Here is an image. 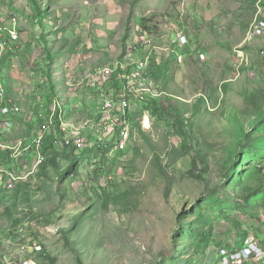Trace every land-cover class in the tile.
Masks as SVG:
<instances>
[{"label":"rangeland","instance_id":"374dc122","mask_svg":"<svg viewBox=\"0 0 264 264\" xmlns=\"http://www.w3.org/2000/svg\"><path fill=\"white\" fill-rule=\"evenodd\" d=\"M13 16L23 47L0 76L23 119L8 142L29 139L57 97L66 122L93 119L107 92L95 74L113 68L122 78L132 70L119 65L151 53L159 73L148 76L150 60L141 77L188 134L133 101L141 127L125 152L96 158L98 177L71 170L68 149L37 172L26 147L4 151L0 264H191L185 255L197 248L206 254L192 264H218L219 249L239 241L235 221L251 225L224 194L237 198L264 177V33L246 43L264 0H0V22ZM178 35L187 56L173 50ZM256 198L264 204V188ZM251 213L264 224V212Z\"/></svg>","mask_w":264,"mask_h":264},{"label":"built area","instance_id":"2783aa9c","mask_svg":"<svg viewBox=\"0 0 264 264\" xmlns=\"http://www.w3.org/2000/svg\"><path fill=\"white\" fill-rule=\"evenodd\" d=\"M19 19L15 16L0 22V65L4 59L9 60L13 54H16L23 46L21 45V32ZM264 33V22L256 21L247 36L246 43H252ZM148 39V38H147ZM142 44V48L151 45L153 40L146 39ZM176 42L172 44L175 47L183 48L187 44L184 36L178 35L175 37ZM151 41V42H150ZM168 51L167 49H165ZM154 53L146 60L134 61L128 60L122 63L121 72L125 73L127 69L132 70V74H125L119 78V74H114L113 68L100 69L95 76H100L99 79L108 82L117 76L120 89L113 92V89L106 92L102 98L101 106L95 110L93 119L83 123L75 124L66 122L64 118L65 108L61 104L60 98L57 97L52 102V109H45L41 112L40 125L35 127L31 132L29 139L19 141L14 144L8 142L11 138L14 121L23 119L20 107L13 103L8 97L4 82L0 76V151L14 152L18 148L24 146L27 151L35 155L32 171L37 172L39 168L50 159L53 152H62L63 149H75L78 154L84 150L95 151L96 148L113 149L117 152H125L128 143L132 139L133 123L130 119L131 105L128 99H133L137 102L145 100H153L159 97L158 92L153 90L147 79H143L141 74H144V69L148 66L150 60L154 59ZM155 55V54H154ZM182 62V57L178 58ZM5 61V60H4ZM118 71V70H117ZM148 78L147 74H144ZM57 116V121L55 117ZM46 141H49L48 149L44 147ZM57 160H59L57 158ZM81 161V159H80ZM97 159L94 157L83 158L78 169L89 168L94 173ZM3 170L0 168V176ZM7 174L8 181L3 186L6 190L12 188L14 177L12 174ZM1 182V178H0ZM247 215L248 227L244 225L245 230L251 235L244 239L240 244V240L232 246H223L219 249L217 258L218 264H264V224L257 221V216L254 213ZM261 215L258 214V218ZM248 221H246L248 223ZM264 222V221H263ZM263 229H262V228ZM262 230L259 237L258 230ZM28 264V262L24 263Z\"/></svg>","mask_w":264,"mask_h":264},{"label":"trees","instance_id":"16d2710c","mask_svg":"<svg viewBox=\"0 0 264 264\" xmlns=\"http://www.w3.org/2000/svg\"><path fill=\"white\" fill-rule=\"evenodd\" d=\"M167 46V45H166ZM173 46V50L176 52V53H179V54H182L184 56H187V52L184 50V52H181L180 49H176L175 48V45L172 44ZM172 51V50H170ZM175 63H178V62H175ZM151 69L149 71V77H151L152 75V78L154 80H156V74L159 73L158 69L160 68H157V64L154 62V59L151 60ZM117 76H115L112 80H110L109 82H106L105 84V89L107 91L111 90V89H115V90H119L120 89V86H119V82L117 81ZM157 86V85H155ZM158 90H159V87L157 86ZM163 92V91H162ZM159 99H151V100H145V103L143 102V106H146V111H149L151 112L152 114H155L156 116H159L160 118H163V117H170L174 120V122H172V124L174 125V127L179 130V134H181L182 136L185 134L187 135L188 133L184 132V124H185V119L184 117L181 116V114H173L171 111L167 110L166 107L162 104H157L159 103L158 102ZM128 101L131 103L135 100H131V99H128ZM139 105H142V104H139ZM153 109V110H152ZM130 119L133 123V133L132 135L134 134V125L137 124L136 122V118H135V115L134 113H132L130 115ZM55 121H57V116L55 117ZM138 126L141 127L140 124H137ZM132 140V139H131ZM131 142V141H130ZM49 145H51V143L49 141H46V144H45V147H44V150L46 151L49 147ZM109 150L108 149H104V148H96L95 151H90V150H84L83 152H81L80 154H78V152L71 148L70 149V168L71 170H74L75 172L78 171V167H79V164L80 162L82 161L83 158H89V157H94L95 159L96 158H100L101 155L103 156H106L105 154H107ZM61 154V152H53L50 159L48 160V163H50V165H53V166H56V161H57V155ZM102 156V157H103ZM5 153L4 152H0V158H3V161L5 158ZM81 159V161H80ZM8 160V159H7ZM1 163V162H0ZM103 168H98L94 171V174H96L95 176H99L101 175L100 174V171L102 170ZM104 173H106L105 171H103ZM191 176L193 178H196V179H201L203 180L207 185H208V179L202 175H196V174H193L191 173ZM264 188V177H263V180L261 179L258 183L257 186H247L246 189H244V193H242L241 195H239V197H234V196H228L226 193L224 194V197L225 198H229L231 199L232 201H237L238 202V207L240 208L239 212L243 213V214H246L248 216L249 213L251 212V210L254 208V202H253V199L256 198V196L258 194H260L262 192ZM122 197L124 195H121ZM257 199V198H256ZM235 224L237 226V233L239 234V238L238 240H240L239 243H241L244 239H246L247 237H249L251 235V233L247 230H243L242 229V226L244 227V224L242 223V221H235ZM241 224V225H240ZM245 229V228H244ZM208 233H204L202 235V238H201V242H200V246H206L209 241H210V238L211 236L207 235ZM177 254H180L179 252ZM206 253H205V249H203L202 251L199 250L197 248V250L193 251L192 252H189L188 254L185 255V257L189 260L190 259V262L191 264L193 263V261L195 262V260H198V259H201L202 256H204Z\"/></svg>","mask_w":264,"mask_h":264},{"label":"crops","instance_id":"0c3cea01","mask_svg":"<svg viewBox=\"0 0 264 264\" xmlns=\"http://www.w3.org/2000/svg\"><path fill=\"white\" fill-rule=\"evenodd\" d=\"M91 111H94V110H91ZM254 208L257 209V211L259 212V215H261V213L264 212V204H263V201H260V202L258 201L257 204H256V207L254 206ZM211 263L214 264V262H212V261H211Z\"/></svg>","mask_w":264,"mask_h":264}]
</instances>
